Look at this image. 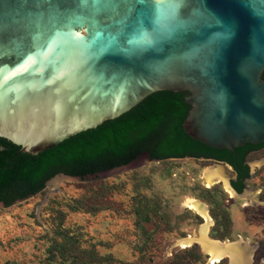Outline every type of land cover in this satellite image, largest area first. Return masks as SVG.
Segmentation results:
<instances>
[{"label": "water", "instance_id": "obj_1", "mask_svg": "<svg viewBox=\"0 0 264 264\" xmlns=\"http://www.w3.org/2000/svg\"><path fill=\"white\" fill-rule=\"evenodd\" d=\"M263 75L264 0H0V138L21 153H44L162 91L189 93L190 137L236 153L264 143ZM153 161L59 174L46 187Z\"/></svg>", "mask_w": 264, "mask_h": 264}, {"label": "rangeland", "instance_id": "obj_2", "mask_svg": "<svg viewBox=\"0 0 264 264\" xmlns=\"http://www.w3.org/2000/svg\"><path fill=\"white\" fill-rule=\"evenodd\" d=\"M249 163L254 177L242 195L231 194L223 183L206 187L203 173L216 163L193 158L153 161L100 180L48 186L34 197L0 209V264H46L58 232L67 233L84 250L123 264L180 263L187 259L179 252L185 249L180 240L200 237L205 223L189 210L187 199L206 204L212 240L241 241L254 249L250 264H264V147L249 157ZM221 166L228 183L233 172ZM214 187L230 215L231 237L225 241L212 237L216 221L202 197L203 189ZM142 202L156 206L159 213L141 219ZM229 262L226 258L225 264ZM205 264H210L209 259Z\"/></svg>", "mask_w": 264, "mask_h": 264}, {"label": "trees", "instance_id": "obj_3", "mask_svg": "<svg viewBox=\"0 0 264 264\" xmlns=\"http://www.w3.org/2000/svg\"><path fill=\"white\" fill-rule=\"evenodd\" d=\"M187 96L188 92L154 93L121 117L73 136L37 156L21 153L19 146L0 138V203L11 207L42 193L47 182L58 174L85 179L128 166L144 154L159 162L204 157L230 164L236 156L235 171L239 181L234 185L241 194L246 188L244 181L249 177V167L243 166L242 162L251 152L263 148L264 143L248 144L233 153L212 149L194 140L183 126L191 110L186 103ZM203 190L202 197L210 204V213L216 221L211 235L225 241L231 237L232 228L228 209L222 199L219 200L218 187ZM142 199L146 200L144 196ZM151 213H159L158 208L142 202L138 212L140 218L150 219ZM56 237L48 248L46 264H123L111 256H101L95 250L80 248L67 233L58 232ZM60 237L63 241H58ZM179 252L187 259L176 264H185V261L205 264L209 259L197 245ZM225 261L226 258L218 264H225Z\"/></svg>", "mask_w": 264, "mask_h": 264}, {"label": "bare ground", "instance_id": "obj_4", "mask_svg": "<svg viewBox=\"0 0 264 264\" xmlns=\"http://www.w3.org/2000/svg\"><path fill=\"white\" fill-rule=\"evenodd\" d=\"M202 179L208 188L215 184L223 183L226 189H228L231 194H234V192L228 186L225 169L221 165L216 164L206 168ZM186 206L189 208V210L202 216L205 220V223L201 226L200 237L188 236L187 238L180 240L179 245L182 248H189L195 244H198L202 251L208 255V257L210 256V264H218L225 258L229 259V264H250L252 262L254 249L242 244L241 241L220 243L218 241L212 240L208 236L212 219L206 204L195 199H187Z\"/></svg>", "mask_w": 264, "mask_h": 264}, {"label": "flooded vegetation", "instance_id": "obj_5", "mask_svg": "<svg viewBox=\"0 0 264 264\" xmlns=\"http://www.w3.org/2000/svg\"><path fill=\"white\" fill-rule=\"evenodd\" d=\"M245 147V146H244ZM260 150V149H259ZM259 150H255L253 152H251L246 158L245 160L242 162V165L243 166H247L249 167V177L245 179L244 183L246 184V188L243 190V192L247 189V185L248 183L253 179L254 177V174L253 172L251 171V167H250V163H249V157L259 151ZM201 160H204V161H208V162H213V163H217V162H220V161H216L214 160L213 158H200ZM223 165L226 166L227 168H229L232 172H233V176L230 178V185L231 187L236 191L237 194H239L236 190V187L234 185V183H238L239 179H238V173L235 171V165H238V158L235 156V159H233V164H230V162H224L222 161ZM246 170V169H245ZM59 175V174H58ZM56 177V176H55ZM48 183V182H47ZM243 192L239 195H242Z\"/></svg>", "mask_w": 264, "mask_h": 264}]
</instances>
